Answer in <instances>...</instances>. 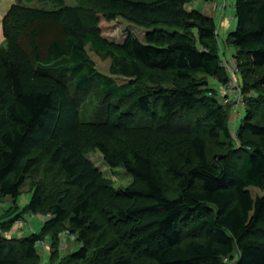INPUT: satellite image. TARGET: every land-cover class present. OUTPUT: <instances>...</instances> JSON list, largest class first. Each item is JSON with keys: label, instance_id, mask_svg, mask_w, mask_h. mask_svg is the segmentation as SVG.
Here are the masks:
<instances>
[{"label": "trees", "instance_id": "trees-1", "mask_svg": "<svg viewBox=\"0 0 264 264\" xmlns=\"http://www.w3.org/2000/svg\"><path fill=\"white\" fill-rule=\"evenodd\" d=\"M41 1L55 9L14 4L3 20L0 197L16 204L43 169L39 153L48 158V170L59 169L65 187L56 195L43 183L29 190L26 210L46 220L40 233L1 237L0 264L37 260L38 242L50 238L56 247L65 230L80 248L55 264H264V0H235L237 28L228 35L244 73L242 92L256 100L237 130L238 150L228 105L208 82L214 79L224 90L229 83L218 25L190 9L193 0H95L92 23L83 14L85 0H76L78 6ZM119 18L148 29L145 39L133 33L121 44L104 39L102 21ZM88 47L112 61L113 76L130 82L120 85L100 72ZM75 92L94 93L99 120L82 121ZM181 116L189 121L181 123ZM128 130L183 133L190 155L183 162L167 153L155 158L126 140ZM206 131L227 154L210 157ZM93 150L135 183L113 190L87 159ZM251 188L259 190L256 197ZM20 218L1 227L9 230Z\"/></svg>", "mask_w": 264, "mask_h": 264}, {"label": "rangeland", "instance_id": "rangeland-1", "mask_svg": "<svg viewBox=\"0 0 264 264\" xmlns=\"http://www.w3.org/2000/svg\"><path fill=\"white\" fill-rule=\"evenodd\" d=\"M65 3L66 5L69 6L80 5V2H77L76 0H65ZM94 3L95 0H85V5H84L85 10H83L84 11L83 14L85 15L86 20L89 23H92L93 21L92 18L94 17L96 13L95 11L97 10L98 7ZM14 4H21L29 8H37V9H47V10L55 9V7H53L50 3L42 2L41 0H0V46H6V40L3 34V20L6 17L7 13L9 12L10 8ZM189 7L190 9H196L203 13L207 12V10L209 11L210 9L211 10L214 9V11H216L213 0H193V2ZM227 11H231V13L230 12L227 13L226 17L231 18V16L232 17L235 16V9L233 7H229ZM216 22L218 23V21ZM42 24L43 23H41V25ZM232 26L233 27L230 32L236 30L237 22L233 21ZM100 28H101L102 37L104 39L108 40L109 42L117 43V44H121L127 37L128 33L135 34L139 39L143 41L145 39L147 32H149L148 29L137 26L135 24H131L122 18L116 19L112 22H106L103 20ZM57 29L58 28H54L53 31L56 32L58 31ZM155 29H164L170 33L176 31V29L174 28H168L164 26H158ZM52 33L53 32H51V34ZM39 37H40V44L42 45V43H44V38H45L42 35V32L40 33ZM217 38L218 39L220 38L222 45L224 46L225 41L223 40V38L222 37H217ZM88 51L91 58L96 62L97 69L100 72L104 73L105 75L112 76L117 80L118 84L120 85L130 82L129 78L113 76L111 74L112 61L110 59L105 60L102 57L98 56L91 49V47H88ZM229 51H231L234 54L236 53L237 50L234 47H230ZM233 54L231 55V53H229V55H231L230 60L235 58ZM243 74L244 73H242L241 70V76ZM256 75L257 73H255L253 76L250 75V77L252 78ZM241 76L238 78L239 83H241V79H243L241 78ZM199 78L203 79L202 76H200ZM155 80H157V77L155 78ZM208 82H209V86L212 89L220 91L219 93L221 96L218 99L220 101H223L224 104L228 105V108L230 110L229 127L232 132L233 143L236 145L235 149L238 150L241 148V146L238 141L237 130L241 125L242 119L246 117L247 114L246 111L248 109L250 101L255 103L256 100L255 99L246 100L245 94L242 92V97H241L242 100L240 102H236L237 99L236 94H230L231 92L229 90H224L223 88H221L219 83L214 79H210L208 80ZM148 83L150 82H147V84ZM74 96L78 100L80 106V116L83 122H88V121L93 122L99 120L100 115L102 113L101 110L102 107L101 104L99 103V99L94 95V93L78 95L75 92ZM251 96L254 95L252 94ZM260 113L261 112L257 110L255 117H257L258 114ZM187 120L188 117L181 116V123L186 124ZM207 127L208 126L205 124H203L200 128L198 126V128L203 132L204 129H207ZM177 133L179 132L145 133V132H138L137 130H130V131L128 130L125 132V138L127 141H131V142L133 141L135 144L140 143L141 148L143 150L146 149L151 151L152 156L155 158H158L160 153L161 154L167 153L173 156L175 160L183 162L184 159L190 155L189 146L185 134L181 133L182 134L181 135ZM174 134L177 135L174 136ZM204 135L206 136L208 142L209 155L211 158L216 157L219 154H221L220 156H222L228 153L227 148L223 149L222 147L217 146L214 143V141H212L211 138L208 137L207 131L206 133H204ZM41 154L42 153L37 154V157L43 162V169L36 175L35 178L30 179L26 183V185L23 188V192L18 198L16 204H14L12 198L0 197V223L7 220L10 221L11 219L19 215L21 216L20 220L16 221V223L9 230L5 229L6 228L5 224L2 227L0 224V238L5 237L7 239H12V238L17 239L21 237H29L33 233H40L47 216L42 215L41 213L37 215H33L28 210H26V206L31 201L32 198V192H30L29 190L33 189V187H35L37 184L43 183L50 194L56 195L59 192V190H62V187H65L64 178L60 173L59 169L55 167L53 168L52 171L48 170L49 167L48 158L43 154L42 155ZM86 157L95 165L97 169H99L104 174L105 178L113 187V190L118 192L131 187L135 183L134 178L131 177L123 167L111 168L110 166H108V164L105 162L104 156L99 152V150L89 151ZM240 162L241 161L238 159L237 164ZM171 185L173 187L171 188V190L175 191L174 189L175 184L172 183ZM250 190L252 191L253 196L256 197L259 190L256 188H251ZM169 196L173 197L174 193H171ZM43 242L44 245L38 247L40 258L32 262H26L23 259H21L22 263L24 262V264H48V260H50V258H51L50 264H55L56 260L58 261L64 260L66 262L69 255H71V253L75 252L80 248V243H78L76 235L71 234L68 230H65L62 234H60L59 245L56 247H53L50 238H46V241ZM140 264H151V262L149 260L142 259ZM225 264H232V263L230 261H226Z\"/></svg>", "mask_w": 264, "mask_h": 264}, {"label": "built area", "instance_id": "built-area-1", "mask_svg": "<svg viewBox=\"0 0 264 264\" xmlns=\"http://www.w3.org/2000/svg\"><path fill=\"white\" fill-rule=\"evenodd\" d=\"M235 2V0H213L214 6L216 11H222L224 12L230 7V4L232 5ZM217 37H220L221 32L220 28L216 31ZM229 73V83L226 87V90H229L230 94H236V102H240L242 100V89H241V83H239L238 78L241 76V70L238 67L237 60L235 58L233 59H225L223 60L221 64ZM44 245L43 241L38 242V247Z\"/></svg>", "mask_w": 264, "mask_h": 264}, {"label": "crops", "instance_id": "crops-1", "mask_svg": "<svg viewBox=\"0 0 264 264\" xmlns=\"http://www.w3.org/2000/svg\"><path fill=\"white\" fill-rule=\"evenodd\" d=\"M230 7H233L235 9L234 3L232 5L230 4ZM213 11H214V9H212V10L210 9L209 11L207 10V12H204V13L202 12V13L204 15L210 17V18H213L215 21H218V23L217 22L216 23L218 25V28L221 29V35H220V37H222L223 40L225 41L224 46H223L222 45V42H221V40L219 38L218 39V47H219L220 52L222 54V59L225 58V59L229 60L230 59V56L233 53L231 51H229L231 46H229V44L227 43V41H228V35L230 33H232V32L235 31L234 30V31L230 32L231 29H232V27H233L232 26V22L233 21L237 22L236 21V17L235 16L234 17L231 16V18L230 17H226L227 13H229V12L231 13V11H227V10H225L224 12H221V11H218V12L214 11L213 12ZM229 53H231V55H229Z\"/></svg>", "mask_w": 264, "mask_h": 264}]
</instances>
